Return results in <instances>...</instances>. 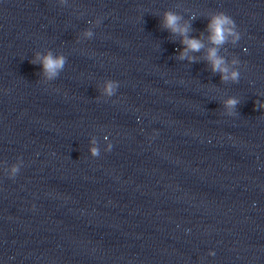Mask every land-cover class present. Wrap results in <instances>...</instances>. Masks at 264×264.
<instances>
[{
    "label": "clouds",
    "instance_id": "1",
    "mask_svg": "<svg viewBox=\"0 0 264 264\" xmlns=\"http://www.w3.org/2000/svg\"><path fill=\"white\" fill-rule=\"evenodd\" d=\"M61 4H66L67 0H60ZM182 17L172 11H166L162 19V26L170 30L173 34H179L182 37L181 44L184 46L183 50L180 52L178 59H187L190 63L195 62V57L190 56L189 52H200L201 49L205 47L204 43L200 38L189 37L188 33L191 30L190 23H185L181 25L179 22ZM195 19V16L191 17ZM208 23L206 31L208 33V41L212 45L207 49V54L205 59L210 63L211 70L213 73L221 74V81L232 83H238L240 78V71L238 67L230 68L228 61L224 56H221L220 48L226 44L231 43L236 45L241 39V34L237 30V25L234 19L222 11L211 12L207 17ZM100 20H96V25L100 24ZM83 35L87 37H92L93 32L91 30H85ZM39 62L43 69V76L47 80H54L57 78L61 71H63L64 66L67 62V58L63 54H54L51 50L46 53H36V58L32 61L33 64ZM241 61L239 59H233L231 61L232 65H240ZM119 87V82L115 80H108L106 82V87L104 89L105 94L112 96L116 89ZM240 103L239 99L236 97H231L226 101V107L231 111L229 115H236L235 109ZM255 107L259 109H264V102L255 101ZM93 156L98 155V150L93 148ZM20 168L17 165L11 167L10 178H15L19 173ZM209 255H214L213 252H209Z\"/></svg>",
    "mask_w": 264,
    "mask_h": 264
}]
</instances>
